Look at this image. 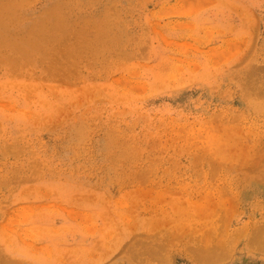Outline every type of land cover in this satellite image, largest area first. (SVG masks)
<instances>
[{
    "label": "rangeland",
    "instance_id": "rangeland-1",
    "mask_svg": "<svg viewBox=\"0 0 264 264\" xmlns=\"http://www.w3.org/2000/svg\"><path fill=\"white\" fill-rule=\"evenodd\" d=\"M0 264H264V0H0Z\"/></svg>",
    "mask_w": 264,
    "mask_h": 264
}]
</instances>
